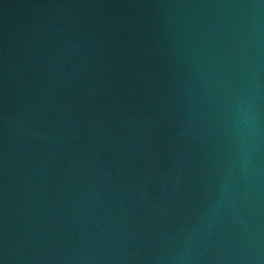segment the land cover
<instances>
[{
	"label": "water",
	"instance_id": "obj_1",
	"mask_svg": "<svg viewBox=\"0 0 264 264\" xmlns=\"http://www.w3.org/2000/svg\"><path fill=\"white\" fill-rule=\"evenodd\" d=\"M0 264H264V0H0Z\"/></svg>",
	"mask_w": 264,
	"mask_h": 264
}]
</instances>
